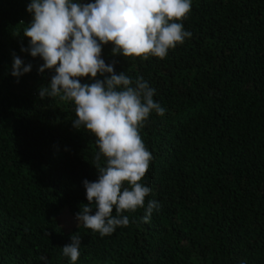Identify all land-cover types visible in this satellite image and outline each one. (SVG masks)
Masks as SVG:
<instances>
[{"label":"trees","instance_id":"1","mask_svg":"<svg viewBox=\"0 0 264 264\" xmlns=\"http://www.w3.org/2000/svg\"><path fill=\"white\" fill-rule=\"evenodd\" d=\"M29 2L0 0V264H72L62 247L76 232L75 264H264V0H192L191 37L163 59L103 46L105 63L142 77L166 109L140 129L153 157L145 208H161L148 223L144 208L123 213L129 225L108 236L76 225L98 149L72 127V102L39 99L54 73L21 52ZM13 54L29 73L11 75Z\"/></svg>","mask_w":264,"mask_h":264},{"label":"clouds","instance_id":"2","mask_svg":"<svg viewBox=\"0 0 264 264\" xmlns=\"http://www.w3.org/2000/svg\"><path fill=\"white\" fill-rule=\"evenodd\" d=\"M191 6L192 0L28 3L26 11L32 19L23 38L29 45L21 52L43 61L38 73H54L50 82L38 89L39 99L58 97L72 102L76 117L72 127L94 136L98 149L92 165L97 179L82 181L87 203L75 215L76 225L108 236L116 228L129 225L123 213L144 208L141 219L148 223L153 211L161 208L156 200L148 201L145 208L151 190L141 181L153 157L140 129L151 113L163 116L166 109L154 101L155 89L147 81L142 77L133 81L125 72H115V61L106 64L101 54L103 46L110 44L113 56L165 58L170 49L191 37L181 22ZM31 68L13 54V77L19 78ZM85 77L93 82L81 83ZM70 240L62 247V254L75 264L80 256L79 233L71 235Z\"/></svg>","mask_w":264,"mask_h":264}]
</instances>
